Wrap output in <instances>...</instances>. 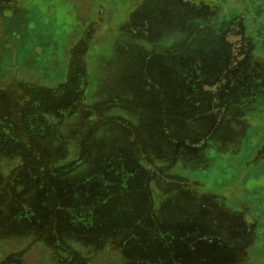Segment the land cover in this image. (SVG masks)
<instances>
[{
  "label": "rangeland",
  "instance_id": "obj_1",
  "mask_svg": "<svg viewBox=\"0 0 264 264\" xmlns=\"http://www.w3.org/2000/svg\"><path fill=\"white\" fill-rule=\"evenodd\" d=\"M0 264H264V0H0Z\"/></svg>",
  "mask_w": 264,
  "mask_h": 264
}]
</instances>
